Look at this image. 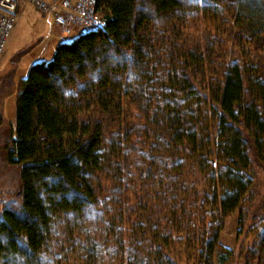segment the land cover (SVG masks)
Here are the masks:
<instances>
[{
  "label": "trees",
  "instance_id": "trees-1",
  "mask_svg": "<svg viewBox=\"0 0 264 264\" xmlns=\"http://www.w3.org/2000/svg\"><path fill=\"white\" fill-rule=\"evenodd\" d=\"M95 8L17 84L0 264H215L234 212L264 264V0Z\"/></svg>",
  "mask_w": 264,
  "mask_h": 264
},
{
  "label": "rangeland",
  "instance_id": "rangeland-1",
  "mask_svg": "<svg viewBox=\"0 0 264 264\" xmlns=\"http://www.w3.org/2000/svg\"><path fill=\"white\" fill-rule=\"evenodd\" d=\"M26 10L33 14L32 17H42V20L35 23L31 19L28 21L24 15ZM79 33L78 26L70 28L54 26L49 14L42 13L31 5L23 10L0 62V203L14 200L19 190V167L6 161L3 143L15 124L17 84L26 76L32 63L50 60L59 42L71 41ZM254 188L256 189L253 204L255 209L264 200V169L258 166H256ZM237 217L238 213L234 212L225 220L219 237L220 246L214 253L215 264L253 263V259L249 256V249L254 242L253 233L248 231L251 220L249 219L239 231ZM221 256L225 259L223 260Z\"/></svg>",
  "mask_w": 264,
  "mask_h": 264
},
{
  "label": "built area",
  "instance_id": "built-area-1",
  "mask_svg": "<svg viewBox=\"0 0 264 264\" xmlns=\"http://www.w3.org/2000/svg\"><path fill=\"white\" fill-rule=\"evenodd\" d=\"M50 14L57 27L98 29L105 19L95 8L96 0H0V62L26 6Z\"/></svg>",
  "mask_w": 264,
  "mask_h": 264
},
{
  "label": "crops",
  "instance_id": "crops-1",
  "mask_svg": "<svg viewBox=\"0 0 264 264\" xmlns=\"http://www.w3.org/2000/svg\"><path fill=\"white\" fill-rule=\"evenodd\" d=\"M29 9V8H28ZM25 15V17H26V19L28 20V21H30V19L31 20H33V22L35 23L36 21L38 22V20H42V17H36L35 15V17H32L33 16V14H31L29 11H27L26 10V13L24 14ZM50 18V17H49ZM51 34H53V32L51 33Z\"/></svg>",
  "mask_w": 264,
  "mask_h": 264
}]
</instances>
